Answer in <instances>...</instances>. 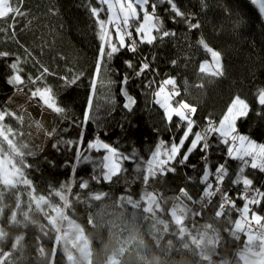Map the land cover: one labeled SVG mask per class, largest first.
Segmentation results:
<instances>
[{
    "label": "trees",
    "instance_id": "trees-1",
    "mask_svg": "<svg viewBox=\"0 0 264 264\" xmlns=\"http://www.w3.org/2000/svg\"><path fill=\"white\" fill-rule=\"evenodd\" d=\"M18 2L24 15L15 18L14 28L9 27L11 18L0 19V52L9 53L0 57V110L19 116L9 103L16 88L6 81L12 74L8 65L20 57L25 79L37 76L41 65L49 69L52 75H46L43 84L56 94L65 113H54L49 126L52 150L48 153H42L28 134L24 119L21 123L6 117L0 122L15 142L13 145L0 135V146L22 170L12 183L0 177V264H70L67 246L59 237L57 222L62 212L82 228L89 243V258L78 257V264H97L110 225L97 229L94 220L99 218L103 224L116 214L118 227L114 231L125 239L133 230L138 231L146 246L133 244V248L147 255L167 252L165 264H182L185 259L191 264H242L239 252L250 248L252 242L235 227L239 212L221 203L225 194L236 204H243L235 195L242 186L232 184L241 162L228 158L226 147L213 136L206 161V154L197 148L185 164H179L190 146V136L171 164L174 173H168V166L151 167L149 159L156 146L163 141L170 147L173 138L178 143L183 133V127L176 128L178 118L173 117L171 124L164 118L163 110L154 103L153 92L159 81L171 77L180 93L174 103L185 97L200 64L211 59L198 44L202 37L220 52L223 74L216 76L209 85L208 98L197 107L193 131L201 130L208 119L218 123L228 104L239 95L250 108L246 117L237 120L238 133L264 143V106L256 101L259 89L264 88V18L258 8L250 0H174L185 18L200 25L188 29L185 18L176 17L177 22H172L175 14L169 4L150 0L157 4L156 16L164 29L175 30V36L158 38L152 45L139 44L136 53L123 49L105 61L100 74L95 75L100 41L91 8L102 7L98 0ZM103 7L100 18L106 19ZM112 35L114 38V31ZM133 38L138 39L134 29ZM127 60L133 68L126 67ZM142 60L150 67L136 76ZM125 75L129 77L126 85L122 83ZM74 76H79L75 84L65 83ZM149 80L153 81L151 88L145 87ZM122 88L137 101L130 112L123 108ZM22 91L30 95L27 89ZM89 96L95 119L82 128L78 124ZM81 133L83 142L77 143ZM97 136L128 154L118 155L120 168L109 178L105 175L104 150L87 149V143ZM68 140L74 144L68 145ZM221 163L228 176L221 189L214 185L205 196V186L200 183L205 166L213 172ZM244 175L253 180L251 187L264 191V172L249 166ZM250 210L264 215V202L250 206ZM261 244L257 241L255 247Z\"/></svg>",
    "mask_w": 264,
    "mask_h": 264
},
{
    "label": "snow or ice",
    "instance_id": "snow-or-ice-1",
    "mask_svg": "<svg viewBox=\"0 0 264 264\" xmlns=\"http://www.w3.org/2000/svg\"><path fill=\"white\" fill-rule=\"evenodd\" d=\"M160 2L170 5L171 11L175 14L172 19L173 23L177 22L175 19L176 17L185 18V13L180 10L174 0H160ZM250 2L258 8L261 17L264 18V0H250ZM98 3L102 7L91 8V14L95 17V23L98 28L97 36L100 41L96 56L95 75L100 74L101 68L105 65V61L112 60L114 55L121 50L127 49V51L131 53H136L139 44L152 45L158 38L163 40L165 37L175 36L176 34L175 30L169 31L164 29L163 23L156 16L157 4L154 2L150 3V0H98ZM103 6H106V19L100 18V14L105 11ZM149 6L151 7V12L149 11ZM22 15H24V13L21 11V5L18 0H0V19L8 20L11 18L12 24L9 25V27L14 28L15 18ZM185 23L188 29H197L200 27L198 23H192L191 18H185ZM133 29L138 39L133 38ZM113 31L115 33L114 38L112 35ZM153 33H157L158 35H154ZM198 44L206 53L211 55L212 61L216 65L215 70H212L209 61L205 59L200 64L199 71L201 73L211 71L213 76L222 75L220 52L214 51L202 37L198 40ZM25 52L28 56H31V53L28 52L27 49H25ZM8 56L9 53L0 52V57ZM124 63L126 67L130 69L134 67L130 60L124 61ZM175 63L176 62L173 61V64ZM8 67L12 71V74L6 81L9 85L17 90L27 89L31 97L38 98L47 108L63 116L65 109L58 105L56 94L52 92L51 88L46 84H43L46 75H52L47 67L41 65L42 71L35 77L28 75L27 79L21 75L23 68L21 67L20 57H16L15 61L11 62ZM149 67V63L146 60H142L140 69L135 73L136 76L143 74ZM95 75L92 80L93 93L96 91ZM78 78L79 76H74L71 80H65V83L75 84ZM128 80L129 77L125 75L122 83L126 85ZM109 83H111V81H109ZM152 86V80H149L145 84L147 88H151ZM168 86H171V89H169ZM121 91L125 98L123 108L130 112L137 101L129 94L126 88H122ZM179 95L180 93L176 87V80L171 77L159 81L156 90L153 92L154 103L163 110L164 118L170 124L173 121V117L178 118L180 123L176 125V128L179 130L183 127V133L178 143H176L173 138L170 147L165 146L164 142L161 141L160 144L156 146L155 151L152 152V159L149 161L150 166L159 167L161 169H163L164 166H168V173H174L176 169L172 167L171 164L176 160L177 156L180 155L181 149L184 147L186 141L189 140L190 136L192 137L190 146L187 147L182 159L179 160V164H185L189 156L197 148L206 154L204 157L206 161L207 153L212 147L209 141L215 136L219 144L226 147L227 157L241 162L238 174L232 181V184L234 186H242L241 191L235 193V195L237 199L243 201V210L247 212L250 206H259L264 202V191L260 188H255L249 196L248 189L253 185V180L244 175V172L245 168L249 166L252 169H259L261 172H264V143H257L248 135H241L237 131V120L241 117H246L249 112L250 105L247 100L241 98L239 95L235 96L228 104L226 111L223 112L219 118L218 123L212 119H208L206 125L202 127L201 130L193 131L196 121L192 119V114L196 112V108L183 101L176 102L174 106V98ZM256 101L260 106H264V88L259 89L256 95ZM6 117H15L22 123L21 116H16L15 113L7 110H0V122L5 121ZM94 119L93 100L92 96H89L87 107L83 113V120L79 122L78 126L83 128ZM3 131V125L0 124V135L3 134ZM83 137L84 133H81L77 143H82ZM66 143L68 145H73L74 141L68 140ZM87 149L96 152H100L101 150L108 152L109 149H113L115 150L114 155L128 156V154L119 151L116 147L101 140L99 136L87 143ZM76 156L80 157V152H77ZM131 156L134 158L135 153H132ZM84 162H88L87 158H85ZM213 175L215 186H221L228 176V170L225 164H219L215 168L214 174L209 170L206 164L200 180V183L205 186V196H209L207 189L214 187L210 179Z\"/></svg>",
    "mask_w": 264,
    "mask_h": 264
},
{
    "label": "rangeland",
    "instance_id": "rangeland-1",
    "mask_svg": "<svg viewBox=\"0 0 264 264\" xmlns=\"http://www.w3.org/2000/svg\"><path fill=\"white\" fill-rule=\"evenodd\" d=\"M139 10V9H138ZM209 61L212 70H215L216 65L212 61V58ZM217 75L213 76L211 71H206L201 73L199 71L198 75L194 79L189 91L186 93L185 97L180 101L188 103L193 107H199L202 103L208 98V88L209 85L213 82ZM10 107L14 112H16L22 119L25 120L28 128V134L38 143L39 148L42 153H48L52 150V139L49 132V126L53 122L54 113L51 109L47 108L38 98L31 97L30 95L25 94L22 90L15 89L13 94L9 99ZM175 106V103H174ZM241 135H246L244 133H239ZM13 145L14 140L10 137L9 132L4 129L3 134ZM251 138V137H250ZM254 139V138H251ZM103 140V139H101ZM255 140V139H254ZM106 142L105 140H103ZM257 143H261L255 140ZM108 143V142H106ZM111 145V144H110ZM114 147V146H113ZM113 149H109L108 152H105V167H106V177L109 178L115 171L120 168V161L118 155H114ZM152 159L150 157L149 161ZM150 165V164H149ZM155 167V166H151ZM159 168V167H156ZM22 173L21 168L18 165H15L12 159L3 152L0 146V177L6 183H12L15 181V177ZM242 206V215L245 218H251L255 222L261 223L264 225V215L260 214L256 210H249L245 212ZM59 214L56 213V215ZM173 215L177 220H180L181 217L178 216L174 211ZM244 219L242 216H238L235 223L237 229H241ZM59 237L64 241L68 249V257L70 259V264H78L80 258L88 259L89 258V243L86 236L83 233L82 228L71 221L69 218L64 216V213H60V221L57 222ZM249 242H253L256 238L251 235H247ZM264 242V240H263ZM77 252L78 255H75ZM111 264H117L116 259H112Z\"/></svg>",
    "mask_w": 264,
    "mask_h": 264
},
{
    "label": "clouds",
    "instance_id": "clouds-1",
    "mask_svg": "<svg viewBox=\"0 0 264 264\" xmlns=\"http://www.w3.org/2000/svg\"><path fill=\"white\" fill-rule=\"evenodd\" d=\"M118 217L108 219L102 224L99 218L94 220V226L100 229L104 224L110 225L108 240L104 243L98 256L97 264H111L112 259H116L118 264H165V257L168 255L151 254L147 255L143 251L133 248V244L146 246L138 231L133 230L128 238H121L114 229L118 227ZM167 247V246H166ZM163 251V249L161 250ZM182 264H191V261L185 259Z\"/></svg>",
    "mask_w": 264,
    "mask_h": 264
},
{
    "label": "built area",
    "instance_id": "built-area-1",
    "mask_svg": "<svg viewBox=\"0 0 264 264\" xmlns=\"http://www.w3.org/2000/svg\"><path fill=\"white\" fill-rule=\"evenodd\" d=\"M168 87H169V89H171V86H168ZM192 119H195L194 114H192ZM214 172L215 171H213L212 173L214 174ZM210 179L212 180L213 184L215 185L214 175L212 177H210ZM216 187L221 189V186H219V185H216ZM253 190H254L253 187H250L248 189L249 196L251 195ZM221 203H223L226 206H231L232 208L236 209L239 212V214L242 216V218L244 219V222H243V225H242L240 230L243 231L244 233H246L247 235H251V236H254L256 238L251 243L252 244L251 247H255L256 246L255 244L257 241L258 242L260 241L261 243L263 242V240H264V225L263 224L255 222L251 218H245L244 215H242V206L240 204H236L235 202L231 201L225 194H222Z\"/></svg>",
    "mask_w": 264,
    "mask_h": 264
},
{
    "label": "water",
    "instance_id": "water-1",
    "mask_svg": "<svg viewBox=\"0 0 264 264\" xmlns=\"http://www.w3.org/2000/svg\"><path fill=\"white\" fill-rule=\"evenodd\" d=\"M239 255L242 264H264V244L258 248L242 249Z\"/></svg>",
    "mask_w": 264,
    "mask_h": 264
}]
</instances>
